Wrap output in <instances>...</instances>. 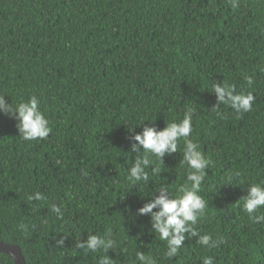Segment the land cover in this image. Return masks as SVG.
I'll return each mask as SVG.
<instances>
[{
	"label": "trees",
	"instance_id": "trees-1",
	"mask_svg": "<svg viewBox=\"0 0 264 264\" xmlns=\"http://www.w3.org/2000/svg\"><path fill=\"white\" fill-rule=\"evenodd\" d=\"M239 4L0 0V95L13 105L35 96L51 128L46 139L25 141L17 121L0 113V241L18 245L26 264H97L102 251L76 247L90 234L115 241L107 253L114 264H139L141 252L157 264H201L204 256L264 264V223H252L239 201L248 184L264 182V0ZM225 82L256 97L239 119L227 105L213 109L212 85ZM189 108V138L211 162L196 228L225 242L209 249L188 237L166 259L151 217L138 209L161 186L174 198L187 182L184 142L158 172L153 158L149 179L133 184L130 168L143 150L132 151L130 137L178 122ZM37 191L45 199L27 200ZM0 264L14 261L0 252Z\"/></svg>",
	"mask_w": 264,
	"mask_h": 264
},
{
	"label": "clouds",
	"instance_id": "clouds-1",
	"mask_svg": "<svg viewBox=\"0 0 264 264\" xmlns=\"http://www.w3.org/2000/svg\"><path fill=\"white\" fill-rule=\"evenodd\" d=\"M231 8L240 6L239 0H228ZM249 86L253 84L251 76L245 77ZM212 92L216 96V104L213 109L218 108L219 104L229 106L236 117L239 119L244 113L252 110L253 102L256 97L252 92L243 90L237 91L233 85L228 83H214ZM0 113L12 116L16 121V127L19 136L25 141L46 139L51 128L46 115L39 108V101L35 96L27 100H22L13 105L5 102V95H0ZM194 109H187L181 120L169 122L162 129L156 126L145 125L141 132L130 137L136 141L131 145V150L143 154L135 159L130 168L128 179L133 184L138 181H147L149 179L146 168L153 163V158L159 163L155 164L154 171L160 170L165 154L174 153L178 150V142L183 140V160L181 165L187 166V182L182 184L176 192L174 198H169L168 190L161 186L160 194L155 196L149 202L138 209L139 214L149 215L151 217L152 228L166 245L164 257L166 259L177 256L183 243L188 237H196L201 246L209 249L217 248L225 242L222 235L213 239L209 234H201L196 224L201 217L205 215L207 207L205 199L198 194L201 182L204 179L205 169L211 163L200 151L199 144L190 139L193 131ZM219 115V113H217ZM128 128V131H131ZM239 172H234L229 179L238 177ZM45 199L44 195L37 191L29 193L27 200L40 201ZM242 210L248 214L249 220L254 224L264 223V182L248 184L247 195L243 196ZM51 211L57 215L58 219L63 218V211L57 204H51ZM158 209L157 211H153ZM21 230H26V225H20ZM66 235L57 240V245L63 247ZM115 246V241L109 236H98L90 234L86 241H77L78 249L88 252L102 251L104 254L98 258L97 264H114L113 259L107 254ZM139 264H157L156 259L146 257L144 253H137ZM201 264H214V258L211 256L202 257Z\"/></svg>",
	"mask_w": 264,
	"mask_h": 264
},
{
	"label": "water",
	"instance_id": "water-1",
	"mask_svg": "<svg viewBox=\"0 0 264 264\" xmlns=\"http://www.w3.org/2000/svg\"><path fill=\"white\" fill-rule=\"evenodd\" d=\"M0 252L10 255L13 258L14 264H26L25 257L18 245L0 241Z\"/></svg>",
	"mask_w": 264,
	"mask_h": 264
}]
</instances>
